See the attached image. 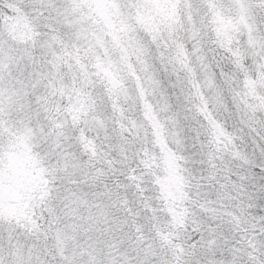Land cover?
Segmentation results:
<instances>
[{
	"label": "snow or ice",
	"instance_id": "1",
	"mask_svg": "<svg viewBox=\"0 0 264 264\" xmlns=\"http://www.w3.org/2000/svg\"><path fill=\"white\" fill-rule=\"evenodd\" d=\"M0 264H264V0H0Z\"/></svg>",
	"mask_w": 264,
	"mask_h": 264
}]
</instances>
